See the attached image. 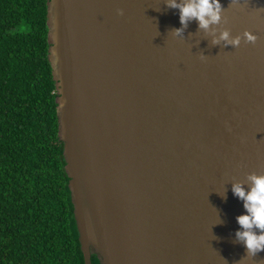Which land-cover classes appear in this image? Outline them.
I'll return each mask as SVG.
<instances>
[{"label":"water","instance_id":"water-1","mask_svg":"<svg viewBox=\"0 0 264 264\" xmlns=\"http://www.w3.org/2000/svg\"><path fill=\"white\" fill-rule=\"evenodd\" d=\"M220 3L255 44L212 46L195 20L174 36L165 0H47L84 264H264L233 242L245 209L231 190L264 173V0Z\"/></svg>","mask_w":264,"mask_h":264},{"label":"trees","instance_id":"trees-1","mask_svg":"<svg viewBox=\"0 0 264 264\" xmlns=\"http://www.w3.org/2000/svg\"><path fill=\"white\" fill-rule=\"evenodd\" d=\"M46 3L0 0V264H84L58 138Z\"/></svg>","mask_w":264,"mask_h":264},{"label":"clouds","instance_id":"clouds-1","mask_svg":"<svg viewBox=\"0 0 264 264\" xmlns=\"http://www.w3.org/2000/svg\"><path fill=\"white\" fill-rule=\"evenodd\" d=\"M231 3H237V0H231ZM165 4L169 9L179 10L181 27L169 30L174 36L183 38L189 22L195 20L198 22L197 31H203L210 36L212 46L223 43L224 47L230 45L232 48H238L242 41L245 44L257 42L258 37L248 30L235 36L231 35V30L224 27L228 20L223 15L225 9L220 0H165ZM117 13L121 16L124 14L122 9H118ZM204 58L205 55L201 52V59ZM231 185L233 195L243 202L245 209V214L236 217L240 228L235 232L233 242L244 245L246 256L251 258L264 251V173H248L244 181H237ZM220 197L227 198V189ZM222 223L220 219L217 224Z\"/></svg>","mask_w":264,"mask_h":264}]
</instances>
